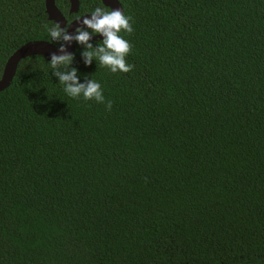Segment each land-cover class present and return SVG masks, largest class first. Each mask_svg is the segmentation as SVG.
<instances>
[{
  "label": "trees",
  "instance_id": "trees-1",
  "mask_svg": "<svg viewBox=\"0 0 264 264\" xmlns=\"http://www.w3.org/2000/svg\"><path fill=\"white\" fill-rule=\"evenodd\" d=\"M117 1L133 70L75 41L72 64L110 111L43 56L0 92V264H264V0ZM54 25L44 0H0V75L26 42L59 46Z\"/></svg>",
  "mask_w": 264,
  "mask_h": 264
},
{
  "label": "clouds",
  "instance_id": "clouds-1",
  "mask_svg": "<svg viewBox=\"0 0 264 264\" xmlns=\"http://www.w3.org/2000/svg\"><path fill=\"white\" fill-rule=\"evenodd\" d=\"M130 20L131 17L124 15L120 9L106 11L102 7H96L90 17L86 15L80 20L81 26L77 27L74 33L70 34L68 27L62 28L58 22L53 27L47 28L52 43L59 44L60 53L50 54L52 75L58 78L59 84L63 86V91L68 96L72 98L82 96L85 101L94 100L105 104L106 109L111 110L112 102L105 103L100 83L94 79L80 82L78 69L72 67L74 54L67 52L66 45L75 41L84 47L81 56L86 66H90L93 60H98L101 66L109 68L112 73H129L134 65L127 63L126 57L130 54L132 45L121 35V32L132 33ZM96 34L103 39L93 46L90 41Z\"/></svg>",
  "mask_w": 264,
  "mask_h": 264
},
{
  "label": "water",
  "instance_id": "water-1",
  "mask_svg": "<svg viewBox=\"0 0 264 264\" xmlns=\"http://www.w3.org/2000/svg\"><path fill=\"white\" fill-rule=\"evenodd\" d=\"M54 1L55 0H44V13L46 15V18L48 21L54 24L58 22L62 28L68 27V32L70 34L74 33L75 29L81 26L80 20H82L84 16L89 15L90 17V14H85L71 20L69 23H66V20L64 19L60 11L56 8ZM67 1L69 5L68 14L76 13L78 8V0H67ZM100 2L102 6L107 8L108 11H111L112 9H120L122 11V8L117 0H100ZM102 39H103L102 36L96 34L93 35L91 41L102 40ZM58 48L59 46H55L49 42L41 41V40L29 41L19 46L16 50H14L11 53V55L6 59L4 63L0 75V92L6 89L10 85L12 78L15 75L16 68L21 60L30 56H43L45 57L46 60L50 61L51 58L50 54L52 52H56L57 54H60ZM66 50L68 53L73 54L74 41L71 44L66 45Z\"/></svg>",
  "mask_w": 264,
  "mask_h": 264
}]
</instances>
